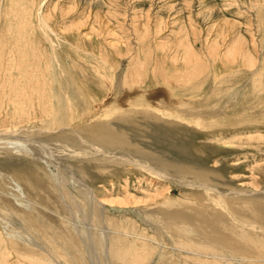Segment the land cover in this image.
Here are the masks:
<instances>
[{
  "label": "rangeland",
  "instance_id": "obj_1",
  "mask_svg": "<svg viewBox=\"0 0 264 264\" xmlns=\"http://www.w3.org/2000/svg\"><path fill=\"white\" fill-rule=\"evenodd\" d=\"M40 16L45 18L50 28L48 32L43 31ZM0 51V124L5 125L3 129L9 128L10 124H18L19 118H35L19 127L49 126L48 128L63 134V142H68L70 138L66 135L70 133L73 138L80 135L84 142L90 144L86 140L87 136L78 130L76 124L79 123L82 128L94 130L91 135L96 140L105 142L112 150H109L110 153L127 158L124 163L115 165L116 175L111 174V168L107 167L114 164L103 161L104 158L92 161V165L105 164L107 167L100 169L99 173L96 171L98 174L95 177L100 181L96 185L100 198L115 201H122L125 196L130 198V203L126 204L130 208L126 205H110V208L118 212L115 215L106 211V217L112 227L120 226L144 236L142 241L130 239L132 242L128 244L134 250L144 252L141 254L147 258L143 264L175 262L170 245L192 246L194 242H198L193 233L204 235L207 234L206 229L217 228L221 232L220 228L232 226L241 231L242 228L238 226L241 223H245L242 225L245 230L254 224L253 227L257 226L254 228L255 234H249V239L264 243L263 155L257 156L248 149L244 155L236 148L230 149L225 156L228 161L225 159L223 171L218 173V180L224 181L229 186H226L227 189L245 194L233 197L216 195L215 192H207L196 186L175 185L173 182L170 185L168 180L162 182L142 165L133 163L135 159L132 154L137 148L138 152L143 153H160L163 149L167 156L178 158L185 153L194 158L193 161L199 162L198 158L206 152L204 146L209 145L199 142L201 139L197 140L194 134L198 132L197 125L178 117L176 112L161 114L155 111L163 107L156 106L158 98L167 101L169 97L186 101L197 110L208 109L211 112L212 109L213 112L216 109L220 113L215 119H207L216 126L218 124L217 128H213L215 131H205L203 134L208 136L205 141H213L214 149L226 148L227 151L228 146L220 142L231 139L235 131H240L239 126L248 125L250 129L246 130L251 131L250 135L253 133V137H263L252 139L248 145L264 150V0H0ZM134 72L141 78V83L127 85V79L130 75H135ZM123 78H127L125 82ZM129 90L133 91L131 96L125 94ZM20 91V100L28 101L31 97L34 99L33 104L26 105L27 108L24 107L21 112L15 110L9 102L12 98L17 99ZM139 94L143 99L136 101L145 103L131 105L130 102ZM157 95L159 96L156 97ZM41 96L49 98L43 100ZM121 96L123 101L117 102V98ZM107 100L115 103L100 111L97 105L107 103ZM152 101L155 104L153 106ZM228 105L230 108H227ZM94 113L99 114L88 118ZM152 124L166 133L167 138H174L173 142L177 146L187 150H178L175 145L169 149L162 145L161 149L162 146L147 137ZM132 127L138 132L134 145L127 133ZM59 128H62L61 131ZM192 140L197 144L191 147ZM217 140L220 142H216ZM6 143L0 142V233L3 229L13 234L20 232L12 226L13 223H22L25 230H29L28 227L31 226L36 231L32 233L34 242L39 246L24 244L17 239L14 248L20 257L46 258L47 254L39 249L42 246L49 255L58 256L66 263L81 264L82 244L70 227L68 218H74L75 214L76 218L73 220L83 225L88 223L85 204L78 199L77 204L84 210L83 213L77 209L73 210V214L65 210L41 176L25 173L26 170L21 171L19 165L17 169L16 164L12 166L9 163L14 160H10L13 156L8 155L10 150ZM93 145L97 147L98 143ZM34 146L39 147L36 144ZM80 146L86 149L82 158L76 161L56 158L58 167H64L63 175L68 180L69 166L87 165L83 163L84 160L97 156L90 153L87 145L80 143ZM50 153L57 156L54 152ZM209 154L211 153L208 152ZM211 159L212 157L209 158ZM234 163H239L240 167L228 166ZM206 167L204 165L202 170L210 171ZM200 180L209 185L215 184L209 176ZM166 186L171 187L169 198L157 197L153 201L151 197H146L158 189L166 190ZM20 196L29 200L30 209L18 204L21 203L17 198ZM67 201L69 203L72 200L67 198ZM94 211L98 213L96 209ZM147 216L160 221L162 228L153 230L146 227L143 219ZM181 223L191 227L192 235L188 237L176 228ZM148 237L165 244L166 247L160 253L163 261L150 263L159 253ZM231 239L237 240L234 236Z\"/></svg>",
  "mask_w": 264,
  "mask_h": 264
},
{
  "label": "bare ground",
  "instance_id": "obj_2",
  "mask_svg": "<svg viewBox=\"0 0 264 264\" xmlns=\"http://www.w3.org/2000/svg\"><path fill=\"white\" fill-rule=\"evenodd\" d=\"M39 22H40V25H41L43 31L46 32L48 29H50L49 26L47 25L46 20H45L44 17L40 16ZM48 39H49V37H48ZM56 39H58V38H56ZM18 41H20V40H18ZM50 42H51V40H50ZM50 48H51V45H50ZM21 51H22V49L20 48V52ZM23 52H25V51H23ZM5 54H6V52H5ZM39 58H38V60H39ZM56 59H57V57H56ZM19 62H21V61H19ZM28 64H29V62H28ZM27 69H26V71H28ZM8 71H10V69ZM18 72H20V71H18ZM21 72H24V71L22 70ZM8 74H9V72H8ZM123 79H125V78H123ZM126 79L123 80V81L125 82ZM22 80H24V79H22ZM127 80H128V82H126L127 85H134V84L135 85H139L141 83V81H142L141 78H139V75L137 73H135V75H132V76L130 75L129 79H127ZM12 81H13V79H12ZM17 82H19V79H18ZM38 83H39V81H38ZM14 85H15V83H14ZM43 86L44 85H42V87ZM16 90L19 91L18 89H16ZM22 92H23V90H22ZM22 92L17 94L18 95L17 99L13 100V98H12V101L9 100V102L12 104V106H14L15 110H17L19 112L23 111L24 107L27 108L26 105H32L33 104V100H34L32 97L28 101L20 100V96L22 95ZM132 92L133 91L129 90V91H126L125 94L131 96ZM233 95H234V93H233ZM158 96L159 95H157L156 97H158ZM168 96H169V91H168ZM122 97L123 96L117 98L116 101L117 102L123 101ZM46 98H49V97H46ZM46 98L45 99L43 98V100H46ZM170 98L171 97H169L167 99V101H164L163 99L160 100L158 98V100L156 101L157 102L156 106H159V107L163 106V107H161L160 109L159 108L155 109V111L158 112V113H161V114H163V112H167L169 114L176 112L179 115L178 117H181L182 119H184L186 121H189V123H194L195 125H197V127L199 129H197L198 132L194 133V134H195L197 140L201 139L199 142L203 141L204 145H207V146L209 145L208 147L204 146L206 152L203 154V156L198 158L199 162L193 161L195 159L192 158L191 156L185 154V153H182L178 158H176L175 156H170V155L167 156L166 155L167 152L163 151V149H162L163 146L162 145H164L165 147L167 146L168 149L173 147L174 145H175V148H177L178 150L186 151L187 149L186 148L185 149L182 148V146L181 147L177 146L176 142H173L174 138H172V137H171L172 139L167 138L168 135L166 133H163L162 130H159L160 128H157L155 125L152 124L150 126V128H149V132L147 134V137L152 142L158 143L159 146H162V147H160L162 149V151L160 153L159 152H155V151L154 152L151 151L150 153H143L141 151L138 152L139 149L137 148L132 153L133 156H134V159H135V160H133V163H137V164L142 165L151 174L156 176L157 179L159 178L160 181H162V182H168L169 181V183L173 182L175 185H190V186H194V187L196 186V187L202 188L203 190H205L207 192H209V191L210 192H215L216 195L217 194L218 195H223V196L224 195H229V196H233V197L234 196L245 195L241 191L229 190L230 188L227 189L226 188L227 185L225 184V182L224 181L220 182L218 180V173L223 171L222 164H224L225 159H227V158H225V156H227V154H229L231 148L238 149V151L243 152L244 155L247 154L246 151L248 149L249 151H252L253 153L257 154V156H260V157H261V155L264 156V150L259 149L257 147H253L251 145H248V143L250 141H252V139L253 140H254V138L255 139H262L263 137L262 138L260 136L253 137L252 136L253 133L250 135L251 131L246 130V129H250V127H247L248 125H246V126L244 125L245 127L237 125V126H239V130L240 131L238 132V131H235V129H233V131H235V132L233 133L234 135H233V137L231 139H229L228 141H222V142H220V140L216 141L218 143L220 142L224 146L227 145L228 146V150L226 151L225 150L226 148L225 149L224 148H216L217 150H219L217 152V150L214 149L213 146H212L214 144V143H212L213 141L212 142L205 141V140H208L206 138L207 135H203V134L205 133V131H208L207 133H212L213 131H215V129H213V128H215V127L217 128L218 124L216 126V124L212 123V121L210 119L211 118L215 119L214 117L219 116L220 113L217 112L216 109L213 110V112H212V109H211V112L208 111V109H207V111L202 110V109L201 110L200 109L197 110L196 107L193 108L186 101L177 100V99H173V98L170 99ZM134 99L135 100H132L130 102L131 105H136V104L137 105H139V104L141 105V104L145 103L144 101H142V102H137L136 101V100L143 99L141 94L136 95L134 97ZM228 100H230V99H228ZM126 101H127V103H129L128 99H126ZM230 102H229V104H230ZM38 103H39V100H38ZM48 103H49V100H48ZM111 103H115V102L114 101L109 102L107 100V103L106 102H102L100 105H97V108L101 111L103 109H106L107 105H109ZM50 104H52V103H50ZM151 104H152V106L155 105L153 103V101H152ZM226 105H227V103H226ZM218 107H219V105H218ZM206 108H207V106H206ZM210 108H211V106H210ZM212 108H215V107H212ZM223 108H224V105H223ZM227 108H230V106L227 107ZM7 110H8V108H7ZM11 113H12V111H11ZM43 113H45V112H42L40 114H43ZM69 113H70V111H69ZM99 113H94V114L88 116V118H94ZM225 114H227V112ZM60 116H62V114ZM69 116L71 118V115H69ZM42 118H43V116H42ZM74 118H75V116H74ZM208 118H210L209 120L211 122L207 121ZM34 119L35 118H26V119L25 118H19V121L17 122L18 124H10L9 128H7V129H3L5 127V125H3L1 123L0 124V128H1L2 131H0V142L1 141L7 142L6 145H7V147H9L7 149L11 151V153H9L10 151L8 152V155L13 156V159H10V160H14V161L13 162L10 161L9 163L13 164L12 166H14L16 164L17 165L16 166L17 169H18V165H19L21 167L20 168L21 171H25L26 170L25 173H36L37 175L41 176L42 179H43V182L48 187L51 188L52 192H54L53 195H55L58 198V200L60 201V203L62 204V206L64 207L65 210H68L70 213L73 214V210L77 209V210H80L83 213L84 210L82 211V209H80V206L77 204V202L79 200H82V202L85 204V206H86V211H85L86 212V216L85 217L86 218L88 217V220H89L88 223H85V225H83V224H80L77 221L73 220L74 218H76L75 214L73 216L74 218H72V219L68 218V221L70 222L69 223L70 227L72 228V230H74L73 232H75L77 234V236H78V238H79V240H80V242L82 244L83 250H82V254H81L82 258L80 259L81 260L80 261L81 264H143L145 258H147L145 255L141 254V252L143 254H144V252L142 250H138V249L134 250V248L133 247H129L128 244H130L129 242H132V241H130V239H132V240H138L139 239V241H142L144 236H142V235L139 236L136 233H134L133 231H128L127 229H125L123 227H120V226L112 227L111 225L108 224V222H107L108 220H107V217H106V211H108L107 213H112V214H115V215H116V212H118V210L116 211L115 209L113 210L112 207L110 208L109 207L110 205L122 206V205L129 204L130 203L129 202L130 198L125 196V199H123L122 201H115L114 199H112V200H105L104 198L102 199L99 196V189L96 186L97 184L100 183V181H98L99 179H97L95 176L99 173L100 169L110 167L111 168L110 169V173L113 174V175H116L117 172L115 171V167H116L115 165L117 163H119V162H123L124 163L125 161H127V158L125 156H122V155H116L115 153H112V152L110 153L109 152L110 148L107 146V144L105 142H100V141L95 139L96 137L91 135L92 134L91 131L93 132L94 130L90 131V128H87V129L86 128H82L81 124H79V123L76 124V126L78 127V130L81 132V134H84V135L87 136L88 139H86V140H88V142H90V144H87L86 142H84L80 135L76 136L77 138H73V137H71L70 133L66 135V136H68L70 138L68 140V142H67L68 144H67L66 142H63L61 140V137L63 136V134L61 132L57 131L56 129L55 130L54 129H50L51 127L48 128L49 126L48 127L42 126V128L41 127H39V128L38 127L29 128V126H28V128L19 127V126H21L20 124H22V123L23 124L24 123L28 124V123H30V121H32ZM59 122H61V121L59 120ZM68 123H70V122L68 121ZM64 124H63V126H64ZM55 126H58V125H55ZM66 127L69 128L68 126H66ZM60 129H62V128H59L58 130H60ZM129 130H127L128 137L131 138V142H132L131 144L134 145L133 142L135 143L137 141L138 132H137V130L134 127H132L130 131ZM209 130H211V131H209ZM216 130L217 131H221V132L223 131V129H216ZM60 133L62 135H60ZM125 137H127V136H125ZM221 138H219V139H221ZM205 142H207V143H205ZM80 143H82L83 145H87V149L90 150V153H93V155L95 154L97 156H96V158L92 157V159L87 160L88 163H87L86 160H84L83 163L87 164V165H83L81 167H78L77 164L69 166V168L70 167L71 168L67 171L68 174H69V178H70L68 180L63 175L64 174L63 173V168L64 167L62 165L60 167H58V163H57L58 161H56V158L58 157L61 160H66V161H69V160H75L76 161L80 157L82 158V154L84 153V151L86 149H82L81 146H80ZM93 143H98V146L96 147L95 145H93ZM35 144L38 145L39 147L34 146ZM195 144H197V143L194 142L193 140L190 142L191 147L193 145H195ZM40 151H42V153ZM110 151H112V150H110ZM126 151H128V150H126ZM3 152H4V150H3ZM50 152H54L57 156H53L52 153H50ZM128 152H131V150H129ZM208 152H210L211 154L208 155ZM216 152H217V154H216ZM212 153H215V154L212 155ZM120 154H121V152H120ZM236 154H238V153H236ZM233 156H235V155H233ZM233 156H230V157H233ZM210 157H212L211 160H209ZM230 157L228 156V158H230ZM4 158H3V160H4ZM103 158H104V160H103ZM213 158L214 159L217 158L218 160L215 159L216 161H214ZM220 158H221V160H219ZM244 158H246V157H244ZM101 159L103 161H111L112 164H114V165L113 166L109 165L107 167L104 166L105 164H99V165L96 164V166L92 165L93 164L92 161H96L97 162V161H101ZM61 160H59V161H61ZM6 161H8V159ZM191 161L193 163H190ZM227 161H228V159H227ZM56 163H57V165H56ZM123 163H121V164H123ZM2 165H3V163H2ZM204 165H206L207 166L206 168L209 169L210 171L202 170V167ZM237 165H238V167H240L239 163H234V165H228V166L231 167V168H235V167L237 168ZM256 165L257 164H255V166ZM32 167L34 168L35 171L33 170ZM257 167H259V166H257ZM253 169H255V168H253ZM7 170H9V169H7ZM18 171H20V170H18ZM52 176H53V179H51ZM208 176H209V179L213 183H215L216 185L215 184L209 185V184H206L204 181L202 182L200 180V178L201 179L202 178L206 179ZM236 179H238V178H236ZM127 181H126V183H128ZM185 182H187V183H185ZM44 183H43V185H44ZM166 184H168V183H166ZM170 185H171V183H170ZM157 186L155 188H158ZM164 187L165 186H163V188ZM227 187H229V186H227ZM163 188H161L162 190L158 189L156 192H153L152 194H150V193L147 194L146 197L147 198L151 197L150 199H152V200H153V198H157V197L169 198L171 196V194H170L171 192L169 191V189L171 187H167L166 190H163ZM182 188H184V187H182ZM108 194H110V193L108 192ZM247 194H249V192ZM249 195H247V196H249ZM17 198L20 199V201H21V203L18 202V204L23 205L24 208L30 209L29 200H27L26 198L21 197V196L17 197ZM67 198L72 200V201H70L68 203ZM76 198H77V200H76ZM128 199H129V201H128ZM132 199L136 200L135 197L133 198V196H132ZM169 201H171V200H169ZM185 203H187V202H185ZM80 204H81V202H80ZM143 205H145V203H143ZM43 208L46 209V207H43ZM128 208H130V207H128ZM94 209H96L98 213H96V211H94ZM119 209H120V207H119ZM121 209L123 211V208H121ZM212 210H213V208H212ZM54 211L56 212V210H54ZM122 213H121V215H122ZM236 214H238V213H236ZM119 215H120V213H119ZM13 216H14V213H13ZM83 217L84 216H82V218ZM112 217H114V216H112ZM194 218L195 217H193V219ZM185 221H187V220H185ZM227 223L228 222H226V224ZM21 224L22 223L15 224V225H14V223L12 224V226H15L17 228V230H20V232L16 231L17 233H15V234L11 233L10 231H9L10 233H8V232L4 231V229L3 230L1 229L2 232L0 233V236H2V237L0 238V264H69L68 262L66 263L65 261L61 260L58 256L55 257V256L49 255L48 251L45 250L42 246L39 247V249H41L44 253L47 254L46 258L45 257L37 258V257H33V256L32 257H27V258L20 257L18 255L19 252L14 248L15 247L14 244L16 243L17 239L22 241L24 244H29V245H33L34 244L35 246H39V245H37L34 242L35 239L32 236V233L36 232L33 229V227L31 228V226H30V227H28V228H30L29 230H25L24 227H22ZM143 224L146 225V227H148L149 229L151 228L153 230H156V228H162L161 227L162 223L160 221L153 220L150 216H147V217H145L143 219ZM244 224L241 223L240 225H238L239 227L242 228L241 231L238 230L237 228L229 226L226 229L220 228L221 232H219L218 231L219 229L217 230V228H213L212 230H207L205 228L206 231H207V234L203 235V234H200V233H193V234L196 235L195 237L198 240L197 243H195V242L193 243L194 245L193 244H192V246H191V244L190 245L180 244L179 246L178 245L177 246L176 245H174V246L170 245L172 250H173V252H174L173 256L175 258V262L172 261L171 263L170 262L169 263L170 264H264V243H259V242L257 243L254 240L249 239V236L251 234H255V232H254L255 229L254 228H256L257 226L253 227L255 225L252 224L251 227L248 230H245L243 228V226H242ZM50 227H51V225H50ZM258 227H260V226H258ZM176 228L179 231L184 232V234H186L188 237L190 235H192V232H191L192 230L190 229L191 227L186 225L185 223H181V225L176 226ZM225 230H226V232H225ZM45 231H47V230H45ZM250 231H251V233H250ZM224 232L226 234L230 235L231 237L234 236L237 240L231 239V237H228ZM50 233H52V232H50ZM153 233H154V231H153ZM3 239H4V241H3ZM149 239L153 243V247L154 246L157 247V252L159 253L158 255L154 254L155 256L150 261V263L163 261V259L161 258L162 256L160 255V253L163 252V248L166 247L165 244H163V243H161L159 241H156L153 238L152 239L149 238ZM165 251H167V250H165ZM170 255H171V253H170ZM168 259H169V257H168ZM162 263H164V262H162ZM74 264H76V263H74Z\"/></svg>",
  "mask_w": 264,
  "mask_h": 264
}]
</instances>
